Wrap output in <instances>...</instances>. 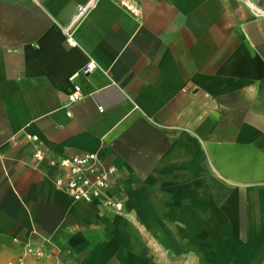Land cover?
Here are the masks:
<instances>
[{
    "label": "crops",
    "instance_id": "1",
    "mask_svg": "<svg viewBox=\"0 0 264 264\" xmlns=\"http://www.w3.org/2000/svg\"><path fill=\"white\" fill-rule=\"evenodd\" d=\"M136 1L0 0V264H264V0ZM86 151L124 212L55 185Z\"/></svg>",
    "mask_w": 264,
    "mask_h": 264
},
{
    "label": "built area",
    "instance_id": "2",
    "mask_svg": "<svg viewBox=\"0 0 264 264\" xmlns=\"http://www.w3.org/2000/svg\"><path fill=\"white\" fill-rule=\"evenodd\" d=\"M134 16H140L141 9L136 0H116ZM92 3L79 4L77 7V19L83 17L91 8ZM68 40L70 44H75L76 41L73 37L70 27H66ZM94 68L93 61L85 64L83 70L85 72L91 71ZM81 86L75 85L74 90L70 93L71 100L81 98ZM37 139V136H33ZM33 156L37 160H41L45 156V151L37 148ZM50 164L56 166L57 173L54 177L55 185L64 190L74 200L92 203L95 202L100 207L106 210L115 212H124L126 204L122 196H118L111 192L113 185V178L117 168L113 165H106L102 162L99 154L95 151L77 152L59 158H51ZM44 249L42 246L37 245L33 247L32 253L42 254ZM46 251V250H45ZM46 258L48 257L47 264H69L60 258L49 259V252L43 253ZM10 264H23L19 259Z\"/></svg>",
    "mask_w": 264,
    "mask_h": 264
},
{
    "label": "rangeland",
    "instance_id": "3",
    "mask_svg": "<svg viewBox=\"0 0 264 264\" xmlns=\"http://www.w3.org/2000/svg\"><path fill=\"white\" fill-rule=\"evenodd\" d=\"M43 247V246H42ZM44 248V247H43ZM42 251H43V253H45V252H47V254H48V251L46 250L45 251V248L44 249H41ZM37 254V253H35V255H36V260H38V261H41V262H43L44 264H47V260H48V257L46 258V256H44V254Z\"/></svg>",
    "mask_w": 264,
    "mask_h": 264
}]
</instances>
